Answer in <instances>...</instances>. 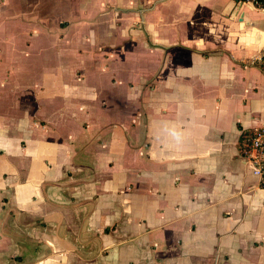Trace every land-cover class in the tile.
I'll list each match as a JSON object with an SVG mask.
<instances>
[{
    "label": "crops",
    "instance_id": "crops-1",
    "mask_svg": "<svg viewBox=\"0 0 264 264\" xmlns=\"http://www.w3.org/2000/svg\"><path fill=\"white\" fill-rule=\"evenodd\" d=\"M263 51L248 2L0 0V264H264Z\"/></svg>",
    "mask_w": 264,
    "mask_h": 264
},
{
    "label": "built area",
    "instance_id": "built-area-1",
    "mask_svg": "<svg viewBox=\"0 0 264 264\" xmlns=\"http://www.w3.org/2000/svg\"><path fill=\"white\" fill-rule=\"evenodd\" d=\"M236 1L248 2L264 10V0ZM255 59L264 69V51ZM240 147L245 159L251 163L252 172L259 177V184L264 187V124L254 127L250 132L243 135Z\"/></svg>",
    "mask_w": 264,
    "mask_h": 264
}]
</instances>
